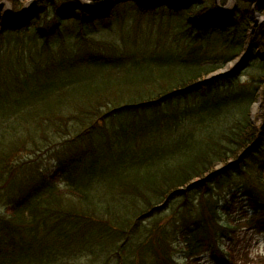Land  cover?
Returning a JSON list of instances; mask_svg holds the SVG:
<instances>
[{"label":"trees","instance_id":"16d2710c","mask_svg":"<svg viewBox=\"0 0 264 264\" xmlns=\"http://www.w3.org/2000/svg\"><path fill=\"white\" fill-rule=\"evenodd\" d=\"M82 1L36 0L0 25V264L243 261L246 233L264 232V44L211 75L245 52L264 4ZM27 151L50 162L16 182Z\"/></svg>","mask_w":264,"mask_h":264},{"label":"rangeland","instance_id":"374dc122","mask_svg":"<svg viewBox=\"0 0 264 264\" xmlns=\"http://www.w3.org/2000/svg\"><path fill=\"white\" fill-rule=\"evenodd\" d=\"M35 1L36 0H0V25L9 26V27L11 26V25H9L11 23L10 21L15 20L16 16H17V14H14V9H15L16 6H18V3H21V8L19 7V9H18V11H19L18 14L20 12H22L24 7H28L29 6L27 8L28 9L27 11H28V13L33 15L32 8H33V6L35 4L34 3ZM82 2L83 3H81V4H84L86 6L88 5L87 1H85V0L82 1ZM223 2H225V3H223ZM110 3L111 2L109 0H107V2H105V5L108 6ZM214 3L217 5L219 13H221L223 15H230V13H232L238 6L237 0H214ZM220 9H223V10H220ZM11 15H13V17ZM22 21H27V19H23ZM263 25H264V15L260 14V12H256V14L254 16V24H253V26L251 28L253 30L252 31L253 32V34H252V39H253L252 44L253 45H256L257 42H259L258 44H264V37L263 38H258V35H260V36L263 35L261 30L258 31V28H261ZM250 33H251V31L248 33L247 37L249 36L250 39H251ZM29 47H30V51L31 52H33L35 50V49L32 48V46H29ZM257 51L258 52H256V53L257 54L261 53V56H263V58H264V52H262L259 49ZM27 52H29V50H27ZM238 61L239 60L237 59V60L229 63L228 65H226L224 67L223 71H221L222 70L221 69L220 71L214 73L212 76H217V75L229 73L232 70L237 69L238 67L244 68V66L246 64H249L250 61H251L250 52H246V54H244V57H243V59H242V61L240 63H238ZM256 61L259 62V60H256ZM249 75H250V72L244 73L242 75L243 76L242 77V81L245 80V79H249ZM11 99L12 98L6 99L5 97H2L1 100H0V108H2L4 106L5 107L6 106H10L12 104ZM260 104H261L260 101H257L256 103H253L250 106V109H249L250 122L255 127H257V130L261 126V122H262V120H261V118L259 116V114H260ZM41 124L42 123H40V125ZM62 125H63V123H62ZM63 128H64V131H62V136H64V135L67 136V134H68L67 130H65L64 126H63ZM51 130H53V129H51ZM39 133L42 134L41 131ZM0 135H1V133H0ZM60 140H61V138H60ZM60 140H52L51 138H49L48 141L51 142V145H55V144H58L60 142ZM219 140H221V138H219ZM68 141H70V140H68ZM70 142H72V141H70ZM75 142H76V144L78 143L77 140ZM29 147L30 148L33 147L32 149L35 150V147L32 144L29 145ZM2 151L4 152V150L1 149V146H0V152H2ZM30 155H32V156H30ZM144 155H146V154L143 153L139 158H136L134 160H140V159L151 160V159H153V157L144 156ZM24 156L26 157V161H29L30 164L25 166V169L21 173L22 175L18 176V179H15L16 182L19 181V179H21V177L23 175H31L32 174V175L36 176V169L38 167H40L41 169H44L45 168V164H48L50 162V159L48 158V157H50V155H47L45 157L41 156L39 158H35V156L33 154H31V151L30 152L27 151V152L24 153ZM28 156H30V158ZM21 159L25 160L24 158H21ZM118 159H119V161L121 163L122 162L125 163L127 161H131V160L123 161V159H121V158H118ZM22 160H21V162H22ZM32 161H34L35 163L32 164L31 163ZM130 165H132V163H130ZM220 168H221V166L217 165V169H220ZM45 171L48 173L47 169H45ZM50 174H51V171L47 175L49 176ZM16 185H17V183H16ZM12 208L13 207H11V205L3 204L0 201V220H2L4 218H9L10 211H11ZM263 244H264V236L263 235H255V236H253L252 242L250 244V249H246V251H244L246 253V255H247V258L243 259V261H239V260L238 261H233V264H257V261L259 259V254L263 251ZM243 246H247V243H244ZM243 253H241V254H243ZM203 259H204V257H203ZM79 261L84 262V263L86 261H89L91 263H96V260H92V259H89V258H86V259L80 258ZM194 264H197V262H195Z\"/></svg>","mask_w":264,"mask_h":264},{"label":"bare ground","instance_id":"6f19581e","mask_svg":"<svg viewBox=\"0 0 264 264\" xmlns=\"http://www.w3.org/2000/svg\"><path fill=\"white\" fill-rule=\"evenodd\" d=\"M110 1V0H109ZM258 1V3H262V4H264V0H257ZM256 107V106H255Z\"/></svg>","mask_w":264,"mask_h":264}]
</instances>
